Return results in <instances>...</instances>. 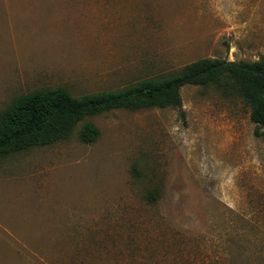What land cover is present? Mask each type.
Segmentation results:
<instances>
[{
	"label": "rangeland",
	"instance_id": "obj_1",
	"mask_svg": "<svg viewBox=\"0 0 264 264\" xmlns=\"http://www.w3.org/2000/svg\"><path fill=\"white\" fill-rule=\"evenodd\" d=\"M263 57L264 0H0V116L37 90L119 92ZM181 96L182 111L114 110L1 160L0 264H264L251 108L213 86Z\"/></svg>",
	"mask_w": 264,
	"mask_h": 264
},
{
	"label": "trees",
	"instance_id": "obj_2",
	"mask_svg": "<svg viewBox=\"0 0 264 264\" xmlns=\"http://www.w3.org/2000/svg\"><path fill=\"white\" fill-rule=\"evenodd\" d=\"M213 86L251 108L255 137L264 141V57L255 62L202 59L179 73L146 79L119 92L73 96L64 88L37 90L15 100L0 116V162L10 155L68 140L89 117L114 110L175 108L182 111L181 89ZM100 130L85 123L79 140L93 144ZM155 200V199H152Z\"/></svg>",
	"mask_w": 264,
	"mask_h": 264
}]
</instances>
